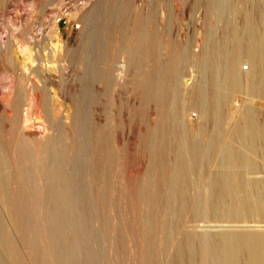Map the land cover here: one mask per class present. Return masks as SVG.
Wrapping results in <instances>:
<instances>
[{
    "label": "rangeland",
    "instance_id": "374dc122",
    "mask_svg": "<svg viewBox=\"0 0 264 264\" xmlns=\"http://www.w3.org/2000/svg\"><path fill=\"white\" fill-rule=\"evenodd\" d=\"M193 3L0 0V146L7 161L0 170V181H5L0 182V264L60 263L46 237V219L56 209L50 194L60 185L68 189L69 212L61 217L70 233L75 264H146L142 218L147 199L140 197L139 186L149 164L142 137L159 120L161 108L142 101L128 82L120 84L115 77L111 84L102 83L89 73L98 44L117 60L124 58L115 39L118 27L134 10L151 14L156 40L196 53L205 27L203 11L192 9ZM112 13L123 15L113 20ZM85 28L91 34L88 54L78 50ZM156 64L151 63L154 73ZM191 72L189 67L187 74ZM52 79L57 82L51 93L57 101L61 96V102L55 109L53 105L31 111L27 89ZM20 114L29 115L28 122L21 124ZM196 114L191 111L193 118H188L193 131L201 122ZM18 137L34 143L29 156L16 153ZM43 143L47 149L38 150ZM106 151L114 152L112 165L103 157ZM46 158L59 165L62 178L38 179L35 170ZM28 250L34 251L35 259Z\"/></svg>",
    "mask_w": 264,
    "mask_h": 264
},
{
    "label": "bare ground",
    "instance_id": "6f19581e",
    "mask_svg": "<svg viewBox=\"0 0 264 264\" xmlns=\"http://www.w3.org/2000/svg\"><path fill=\"white\" fill-rule=\"evenodd\" d=\"M193 8L203 11L205 27L196 53L156 40L151 14L134 10L128 13L130 24H121L114 38L124 58L117 60L103 43L94 44L98 56L89 74L102 83L115 77L128 82L142 101L161 108L159 120L142 137L149 164L139 186L140 197L147 199L146 264H264V0H194ZM122 12L127 15L128 9ZM119 14L112 13V19ZM83 32L78 50L88 54L91 34ZM56 82L27 89L31 111L56 108L62 98L57 101L51 93ZM191 111L201 120L196 131L188 127ZM28 116L20 114L21 124ZM29 137L16 139L19 156L33 151ZM44 144L38 150L45 151ZM103 154L112 165L114 152ZM6 165L0 146V170ZM35 173L39 180L64 176L49 158ZM67 191L65 185L53 189L56 209L46 219V237L59 264H75L61 217L69 212Z\"/></svg>",
    "mask_w": 264,
    "mask_h": 264
}]
</instances>
